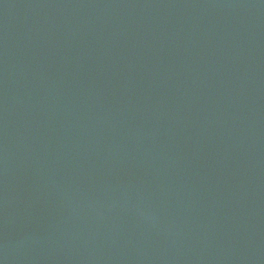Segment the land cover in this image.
<instances>
[{
    "label": "water",
    "instance_id": "1",
    "mask_svg": "<svg viewBox=\"0 0 264 264\" xmlns=\"http://www.w3.org/2000/svg\"><path fill=\"white\" fill-rule=\"evenodd\" d=\"M0 264H264V0H0Z\"/></svg>",
    "mask_w": 264,
    "mask_h": 264
}]
</instances>
